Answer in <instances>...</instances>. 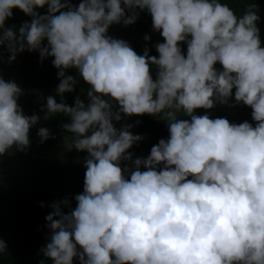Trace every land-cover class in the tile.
Here are the masks:
<instances>
[{
	"label": "clouds",
	"instance_id": "obj_1",
	"mask_svg": "<svg viewBox=\"0 0 264 264\" xmlns=\"http://www.w3.org/2000/svg\"><path fill=\"white\" fill-rule=\"evenodd\" d=\"M45 5L47 14L40 15L36 9ZM14 8L32 17L18 34L5 27ZM137 9L150 13L164 39L155 46L158 57L147 48L139 55L107 34L113 24L134 23ZM259 19L255 5L237 16L221 0H81L75 7L68 0H0V48L6 46L9 62L25 50L39 51L41 61L53 58L61 100L47 97L45 119L68 116L62 126L71 134L68 150L87 153L75 208L65 198L46 216L50 235L41 251L53 264H73L77 257L79 264H264ZM150 65L158 69L155 80ZM72 68L90 85L87 104L63 99L77 83L66 75ZM233 89L235 102L252 109L254 126L194 114L227 104ZM22 94L0 77V157L30 147L39 117L24 114L17 102ZM179 113L191 119H178ZM121 114L160 115L168 139L152 146L147 158L133 160L128 150L142 137L131 133L132 125L114 126ZM38 136L41 143L54 138L47 128ZM122 161L132 167H121ZM6 250L0 239V255Z\"/></svg>",
	"mask_w": 264,
	"mask_h": 264
},
{
	"label": "trees",
	"instance_id": "obj_2",
	"mask_svg": "<svg viewBox=\"0 0 264 264\" xmlns=\"http://www.w3.org/2000/svg\"><path fill=\"white\" fill-rule=\"evenodd\" d=\"M73 6H78L81 0H68ZM227 3L237 16H242L245 11L255 5L259 16L257 27L259 28L261 44L264 46V0H221ZM40 15L47 14V5L36 9ZM139 15L134 23L124 25L123 22L113 24L109 32L119 39L126 41L137 54L143 55L145 49L150 56H157L156 45L163 43L164 39L159 32L152 27V17L147 10H136ZM11 22L21 27L25 22L31 23L32 17L27 16L20 9H12ZM126 15H131L126 12ZM150 36L149 40L144 37ZM190 39V37H189ZM45 45L47 41L43 42ZM180 47L186 55L187 44L181 42ZM2 59L10 56L6 46L0 48ZM0 59V60H2ZM53 58L48 57L41 61L39 51L27 50L18 53L14 63L16 73L15 83L22 89V95L18 98V104L25 115L33 114L39 117V121L30 129V147L26 151H19L15 147L10 149L11 154L22 167L15 170L8 177L0 173V239L6 242L7 250L0 255V264H53L50 258L43 255V249L49 242V229L46 216L52 212L50 205L53 202L68 198L71 207L75 208L74 197L83 192L84 175L86 172V152L66 148L59 152L56 144V132L64 130L63 124L70 122V118L62 113L55 114L45 119L47 113V94L60 83L58 69L53 66ZM155 67V65H150ZM216 69L222 70L217 63ZM69 75L76 78L74 91L65 93L64 101L74 106L75 99L79 97V87L83 83L78 70L73 68ZM233 96L227 104L216 103L212 109H196L195 115H208L211 119L226 118L230 123H242L252 120V109L243 103L237 104ZM107 99V98H106ZM60 102V101H57ZM113 110L118 109L115 101ZM119 123L122 126L132 125L129 129L134 135H139L146 142V150L150 154L152 146L158 144L160 139H168L169 132L167 121L160 115L148 114L126 116L121 114ZM191 119V118H190ZM188 119V120H190ZM40 128H47L51 137L41 143L38 136ZM120 129V127H116ZM65 131V130H64ZM141 143L138 141L128 151L133 154V159L140 154ZM128 163L122 161L121 167ZM127 176V175H126ZM65 213L69 208H63ZM73 264H79V259L74 258Z\"/></svg>",
	"mask_w": 264,
	"mask_h": 264
},
{
	"label": "rangeland",
	"instance_id": "obj_3",
	"mask_svg": "<svg viewBox=\"0 0 264 264\" xmlns=\"http://www.w3.org/2000/svg\"><path fill=\"white\" fill-rule=\"evenodd\" d=\"M5 27L14 29L17 32V34H18V31L20 28L18 25L11 22L10 18L6 19ZM107 34L109 36L115 38V39H119L115 34L109 32V31ZM15 60H16V58H15ZM15 60L12 62H9V56L0 60V77H2L5 81H14L15 82V80H16V73H15V69H14ZM71 70H73V68L65 70L66 75H69ZM157 71H158L157 68L150 67V74L152 75L154 80L156 79ZM57 78H58V80H60L59 77H57ZM89 90H90V85H88L85 81H83V83L79 87V91H80L79 98L81 100H83L85 102V104L88 103L87 92ZM47 96L48 97L53 96L57 101L61 100V97L57 94L56 88H54L51 92H49L47 94ZM194 114H195V111H194ZM178 119H190V117L184 115L183 113H179ZM113 123H114L115 127H120V126L123 127L117 121H113ZM70 135H71L70 133H68L64 130H58L56 132V136H55L56 137V144H57L59 152H62L63 150H65L67 148V143H70V141H66L65 137H68ZM140 143H141L140 154L136 158H138V157L147 158L149 153L146 150V142L144 139H141ZM136 158H134V159H136ZM124 166L132 167L131 162L124 164L122 167H124ZM21 167H22V164L17 159H15L13 157L10 150L8 153H6L2 157H0V173L6 177H8L11 173H13L15 170H17ZM141 170L143 171L145 169L141 168Z\"/></svg>",
	"mask_w": 264,
	"mask_h": 264
}]
</instances>
